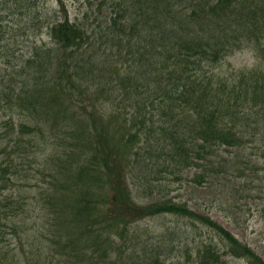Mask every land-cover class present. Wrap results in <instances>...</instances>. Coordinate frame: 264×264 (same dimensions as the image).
Returning <instances> with one entry per match:
<instances>
[{"label":"trees","instance_id":"trees-1","mask_svg":"<svg viewBox=\"0 0 264 264\" xmlns=\"http://www.w3.org/2000/svg\"><path fill=\"white\" fill-rule=\"evenodd\" d=\"M46 1L0 0V42L8 24L11 37L27 34L22 65L0 81V109L19 116L0 134V234L23 224L19 174L32 171L37 151L53 142L36 183V216L44 219L41 233L65 252L69 247L68 259L166 264L160 246L129 227L169 213L190 220L180 239L192 264H264V201L253 245L187 202L142 204L133 181L136 170L143 178L162 168L178 178L197 166V191L223 170L237 171L240 152L264 136V0H113L107 13L108 0H96L91 15L73 14L64 0L50 7ZM245 47L255 51L253 68L217 71L225 56ZM0 58L7 63L1 47ZM221 147L235 149L237 163L226 159L218 170L213 156ZM203 227L216 236L204 238Z\"/></svg>","mask_w":264,"mask_h":264},{"label":"rangeland","instance_id":"rangeland-1","mask_svg":"<svg viewBox=\"0 0 264 264\" xmlns=\"http://www.w3.org/2000/svg\"><path fill=\"white\" fill-rule=\"evenodd\" d=\"M64 1L68 4L73 14L89 10V15H91V7L96 3V0ZM56 5L57 0L46 1L47 7ZM112 5L113 0L106 2V13L107 10H110L109 8H112ZM103 15L105 17V14ZM93 19L91 18L90 21H93ZM6 30H9V33L11 32L9 24ZM9 33L0 42V47L7 58V63H5L4 58H0V81H2V75L6 71L19 69L24 61V54L27 49L26 33L22 35L15 33L17 35L13 37ZM43 36L45 39L48 38L45 33H43ZM8 61H10L9 64ZM257 62L254 49L245 47L225 56L217 67V71L230 76L232 71L253 68ZM9 78V76H6L5 79ZM5 110L0 109V134L10 132L8 125L10 126V122L19 118L18 114L14 113L12 115L10 110ZM9 138L7 137L6 141L3 140L2 144L4 145H2V148H4L5 144L9 145ZM38 143L41 142L39 141ZM53 150V142L47 145L43 144L36 153L38 156L37 160L32 161V171H24L19 174L21 178L19 179V184H21L19 192L24 194L22 196L27 199V216L24 215V211L20 214L24 221L21 227L17 228L16 231L18 232L6 227L5 231L0 234V264H93L97 262L96 260L91 262L86 259L81 262L75 257L68 259L66 252L69 247L66 248L65 252L63 247L50 240V236L46 237V235L41 233L44 219L36 216L41 212V189L36 183L41 179L42 171H45V163L50 161L49 158L53 154ZM237 153L235 149L221 147L218 153L213 156L215 166L218 170L224 169L226 159H228V166L236 164L237 162H233L231 158ZM240 155L242 163H238L239 169L237 171L223 170L219 175L217 174L212 179L210 178L197 191H195L196 185L192 188L191 180L196 172H202L200 167L193 166L186 170L180 175V179V176L175 178L176 176L164 172L162 168L160 169L161 173L150 171L151 173L146 175L145 171L143 178L139 177L141 171L136 170L133 175V181H136L138 185L136 183L137 186L134 193L137 194V200L142 204L169 197L176 201L187 202V205L193 210L199 213L208 212L216 221L228 227L240 239L253 244L252 236H254L255 228L257 224L258 226L262 225L261 219H258L260 217V203L264 201V194H262L264 192V136L249 142L245 149L240 152ZM26 162H28L27 159ZM61 162L56 160L55 163L60 167ZM249 165H251V168L248 167ZM245 167L247 169H244ZM241 171H244L243 177H238ZM244 180L247 181L246 190L237 194L233 192L238 183ZM152 183L155 185L153 188L149 187L153 185ZM47 186L48 184H45L46 188ZM219 199H225L226 202L221 205ZM233 214L240 216L242 221L235 223L233 219L230 220ZM189 224L190 220L187 218L167 213L137 220L131 224L129 232L132 233L137 230L141 234V239L146 240L148 244L160 246L162 257L166 264H192V261L185 255L186 242L180 239L182 230ZM26 227L28 230L25 229ZM202 232L204 238L216 236L215 231L207 230L206 227H203ZM49 235L52 234L50 233ZM129 243L132 246V240ZM193 246V243L189 245V247ZM52 254H55L53 259H51ZM114 259H116V255L110 258L107 263L112 262ZM230 261L232 262L233 260L230 259ZM101 264L104 263L102 262ZM238 264H246V262L245 260H239Z\"/></svg>","mask_w":264,"mask_h":264}]
</instances>
